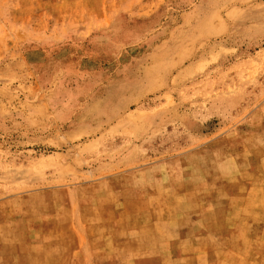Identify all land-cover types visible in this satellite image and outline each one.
Returning <instances> with one entry per match:
<instances>
[{"label":"rangeland","instance_id":"374dc122","mask_svg":"<svg viewBox=\"0 0 264 264\" xmlns=\"http://www.w3.org/2000/svg\"><path fill=\"white\" fill-rule=\"evenodd\" d=\"M90 257L264 264V0H0V264Z\"/></svg>","mask_w":264,"mask_h":264},{"label":"crops","instance_id":"0c3cea01","mask_svg":"<svg viewBox=\"0 0 264 264\" xmlns=\"http://www.w3.org/2000/svg\"><path fill=\"white\" fill-rule=\"evenodd\" d=\"M104 182H107V180H102V181H99V183H104ZM92 213H83V212H81V213H75V215H91ZM99 214H102V215H104L105 213L104 212H101V213H99ZM90 242V238L89 237H86V243H88V244H90L89 243ZM85 242H82L81 241V248H82V250H83V252H86L87 251V244H86ZM89 249H91V246L89 247ZM81 250L80 249H78L76 252H80ZM95 260L94 259H91V257L89 258V261H87V262H89V264H92V263H90V262H94Z\"/></svg>","mask_w":264,"mask_h":264}]
</instances>
